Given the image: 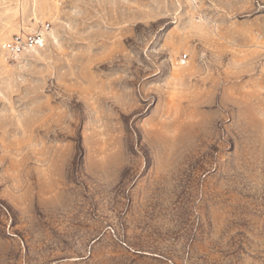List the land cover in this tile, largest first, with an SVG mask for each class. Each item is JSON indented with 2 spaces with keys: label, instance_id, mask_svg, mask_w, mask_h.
<instances>
[{
  "label": "rangeland",
  "instance_id": "374dc122",
  "mask_svg": "<svg viewBox=\"0 0 264 264\" xmlns=\"http://www.w3.org/2000/svg\"><path fill=\"white\" fill-rule=\"evenodd\" d=\"M0 264H264V0H0Z\"/></svg>",
  "mask_w": 264,
  "mask_h": 264
},
{
  "label": "built area",
  "instance_id": "2783aa9c",
  "mask_svg": "<svg viewBox=\"0 0 264 264\" xmlns=\"http://www.w3.org/2000/svg\"><path fill=\"white\" fill-rule=\"evenodd\" d=\"M50 28V24H44L34 32L20 33L12 39L4 42L1 46L2 51L8 56H18L37 48H41L46 42V36L50 31ZM187 60L188 56H184L181 59V64L186 65Z\"/></svg>",
  "mask_w": 264,
  "mask_h": 264
}]
</instances>
